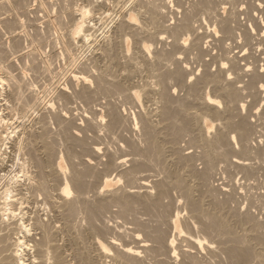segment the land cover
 <instances>
[{"label":"bare ground","instance_id":"obj_1","mask_svg":"<svg viewBox=\"0 0 264 264\" xmlns=\"http://www.w3.org/2000/svg\"><path fill=\"white\" fill-rule=\"evenodd\" d=\"M85 1L92 6L97 0ZM130 1L132 6L125 9L127 3L116 0L118 12L115 24L110 28L108 35L103 34L100 37L96 35L98 29L96 34L94 31L89 32L90 25L85 23L84 16L91 11L88 4L79 8L72 6L74 0L71 7L67 4L70 8H66L69 17L65 15L70 19L71 24H68L71 26L64 27L66 32L62 35L65 39L62 49L69 54L75 46V37L82 47L85 45L82 42L88 40L92 48L91 57L88 56L89 62H79L78 56L70 57V63L67 62L71 65L69 77L80 78L82 86L78 90L73 88V94L62 88L60 93L65 103L58 105L61 107L63 104L62 109L56 107L59 111L54 109L50 117L61 127L65 140L74 137L75 131H72L71 135V128L79 131L89 129L95 139L101 134L107 139V143H103L101 138L103 144L99 147L98 139H93V142L91 137L88 139L91 144L97 141V145L87 146L86 138L82 141L84 138H81L89 133L82 135L80 139L74 137V140L81 144L77 147L88 148L89 151L86 152H91L89 156L92 157L81 156L78 153L80 150H76L75 157H78V160L75 162L71 158L69 172H62L57 160V148H54L53 139H50L51 131L47 117L52 110L48 113L49 108L45 107L47 111L43 108L36 95L34 96L33 89L25 86L22 77L10 76V98L18 100L19 105H29L27 102H31L30 113L35 117L28 126L23 124L21 133L10 140L14 134H10L12 128L8 130L11 122L0 112V180L6 179H3L4 183L0 185V264H264V235L259 231L261 226H264V219L260 217L263 219L260 221V218L255 217L258 213L264 214V210L254 216L250 211V199V204L246 202L245 207L242 205L244 209L241 208L242 194L240 190H235L237 186L233 187V181L232 184L223 181L222 185L218 181L221 177L213 174L216 167L221 168L223 164L225 167L235 166L244 176L252 174L254 169L258 170L253 157L257 155L255 158H258L261 153L256 154L251 140H257L263 134L256 135L257 130V133L251 136L255 129L251 131L250 126L255 124H249L247 120L250 117L247 119L246 116V120L230 113L231 119V115L226 116L225 113L234 108H243L249 95L253 98L264 94V55L261 56L264 53V0H245V6H232L229 10L226 8L225 12L226 0H188L185 5L180 0H175L176 8L170 10V17L166 16L167 1L163 0L159 5L155 0ZM123 4L125 6L122 7ZM101 6L102 4H99V7ZM238 14L244 15V21L238 20ZM133 17L137 18L138 22L131 20ZM60 21L56 20V23ZM66 23L63 24L67 25ZM59 25V30H62L64 25ZM128 35L135 43L133 51L128 48L132 53L125 50ZM203 38H208L203 42H208L209 47L202 44ZM147 41L152 45L154 43L151 51L146 45ZM50 43L48 44L51 45ZM155 44H159V47ZM77 45L79 46L78 42ZM62 53L64 54V50ZM207 55L208 57H205ZM193 56L197 60L196 67L188 64V57L190 59ZM197 69L200 71H196ZM88 77L94 80V88H90L91 84L87 83ZM135 78L140 80V84L138 81V84L134 82ZM205 84H209L210 88L214 87L219 92L218 95L225 97V103H222L225 104L226 112L221 113L226 119L223 121L220 116V122L216 121L218 124H215L216 128H219L215 131V126L213 127L215 132L210 134L211 137H207L210 132L207 136L204 135L205 132H199L200 128H204L201 116L194 114L198 110L192 112L195 106L190 107L192 110L189 111L181 99L183 95H173L174 89L178 87L189 93L187 95L196 98ZM72 86L69 84V87ZM134 87H139L145 97L144 108L133 100ZM241 90L248 94L245 101L244 97L240 99ZM72 98H76L77 101L73 100L81 104V111L77 115L79 114L83 124L77 122V117L71 114L75 109L71 110L68 106L73 102ZM252 98L250 100L253 102L255 98ZM128 100L134 108L132 111ZM198 100L203 104L214 103L212 106H215V103L218 106L217 103L221 101L211 94H207L204 100ZM258 100L260 99L255 101ZM124 102L130 104L129 111L128 106L124 107L127 109L125 113L123 107L121 108L125 105ZM223 104L221 105L224 107ZM76 107H79V104ZM202 109L201 106L200 111ZM69 110L72 115L70 118L65 114ZM203 110L208 113V109ZM237 112L233 113L238 115ZM233 116L240 119L233 121ZM261 124L264 123L261 121ZM224 128L233 129L234 134L229 135L231 130L227 134ZM195 129H198L197 135L193 134ZM183 136H188L190 145L186 146H196L199 149H194V152L193 148L186 151L182 147L184 144L180 145ZM56 145L55 147H58ZM72 150L70 149L66 156ZM262 151L264 154V149ZM195 154L200 167L194 162ZM62 155L60 153L59 157ZM75 157L73 155V158ZM8 161H12L11 165L7 164ZM64 161L67 164V160ZM98 164H101V169ZM226 169L221 173H225ZM113 173V178H120L123 183L119 188L104 192L101 187L113 179L110 176ZM262 173L261 176L264 175ZM226 176L228 178V175ZM244 176L243 179L246 178ZM190 177H194V184L188 181ZM213 180H217L219 184L215 182L214 185ZM247 182L249 183L248 179ZM256 182L255 180L253 184L257 185ZM241 184L238 186H243ZM244 186L243 189L246 188ZM253 187H250L251 190ZM173 189L179 192L178 203L180 199H184L185 208L188 209L181 225L178 220L184 213L180 215L181 207L173 200ZM237 192L240 195H237ZM243 192L245 194V191ZM174 193L176 194V191ZM251 195L249 194V198ZM261 198L263 200V197ZM253 199H256L255 196ZM253 199L251 200L254 201ZM113 210L118 219L122 218V222L113 219L110 215Z\"/></svg>","mask_w":264,"mask_h":264},{"label":"rangeland","instance_id":"obj_2","mask_svg":"<svg viewBox=\"0 0 264 264\" xmlns=\"http://www.w3.org/2000/svg\"><path fill=\"white\" fill-rule=\"evenodd\" d=\"M52 1V2H51ZM57 1V2H56ZM67 1V2H66ZM0 0V38H2V39H0V58H1V60H0V77L3 79V80H0V83H2V84H0V112L2 113V115L3 116H5L6 115V117L9 119V121L11 122V126H10V128L8 129V130H11V128H12V131L10 132V134L12 135V133H14L12 136H11V139L10 140H12L13 138H15V136L17 135V134H20L21 133V129H22V127H23V124H25L26 126H28V124L31 122V119L33 118V117H35V115L31 112L30 113V111H32V109H31V107H30V105H31V102H27L29 105H27V104H18L19 103V101L17 100L16 101V99H13V98H10V96H9V91L11 90V85H10V82H11V80H10V78H12V77H10L11 75H16V77L15 78H21L22 80H23V82L25 83V86H30V88L31 89H33L32 90V92H34V96L36 97V98H38V101L42 104V106H43V108L47 111V109H48V113H49V111L50 110H52V111H50V113H49V116L47 117V120L49 119V127H50V131H51V135H50V139L52 138L56 143L55 144H57L56 146H58V147H55V144H54V141L52 140V143H53V145H54V148H57L58 149V151H57V149H55L56 150V154H57V160H59V163H60V165H61V170H62V172L65 174V172H69L70 171V167H71V161H72V159L75 161H77L78 159H76V158H78V157H75V156H77V154H75L76 152H78V150H80L78 153L81 155V156H85V157H88V158H90V157H92V156H89L90 154H91V152H86V151H89V149L88 148H82V146L79 148V147H77V146H79V145H81L80 143L78 144V142H76L75 140H74V137H76V138H78V139H80V137H82V135H87L88 133V135L87 136H89V135H91V136H89V137H87V136H83L81 139H83L82 141H84L85 140V138L87 139V140H85V141H87L88 143L91 141V142H93V139H95V137H94V135H93V133L89 130V129H87V130H85V131H79V130H74L73 128H71V127H69V128H71V130H69L70 132H71V135H72V131H75V134H77L76 136H75V134H74V132H73V134H74V137H72L73 138V140H72V138H70V139H67V140H65L66 138L65 137H63V136H65L64 135V133H62L63 131H61L62 129H61V127H58V125H56V123H54V121H53V119H52V117H50V116H52V114H53V111H54V109H56V107H57V109L59 108V110L60 109H62V107H63V104H62V106L61 107H58V105L60 106V104L61 103H65L63 100H64V98H62V94L60 93L61 92V89L62 88H65L66 89V91L67 92H69V93H71V94H73V91L75 90V89H77L78 90V88L80 89V87L82 86V81H81V79L80 78H78L77 79V77H69V68H70V57L71 56H78L79 57V62L81 61V62H89V57L88 56H90L91 57V44H90V42L88 41V40H86V42H85V40L82 42V44H85L83 47H82V45H81V42L80 41H78L77 40V37H75V39H74V45L76 46V49H75V46H73L72 47V49H71V52L70 53H72V54H66L65 53V49L63 48L62 49V47H64V33L66 32V29L65 28H68L69 26H71V25H69V24H71V22H70V19L68 18L69 16H68V13H67V10L68 9H66V8H69V6L68 5H70V7H71V2H73V0ZM124 1V3L126 4L127 3V0H123ZM126 1V2H125ZM156 1V3L159 5V4H161L162 3V1L163 0H155ZM164 1H167V6H168V13H167V15L166 16H168V17H170L171 15H172V13H171V11H173L175 8H176V1L175 0H164ZM181 1V3H183L184 5L188 2V0H180ZM56 2V3H55ZM64 2H65V4H64ZM107 2V3H106ZM116 2V0H97V1H95L94 3H92L91 5L92 6H90L88 3H87V1H85V0H74V3H76V4H72V6L73 7H76V8H79V7H81L83 4L85 5H87L88 7H90V9H91V11L93 12V14H92V12L90 11V13L89 14H87V15H85V16H87V17H85L84 16V20L86 21L85 23H87L88 25H90V30H89V32H92V31H94L93 33L94 34H96L98 31V33L96 34V35H99V37L101 36V35H105V34H109L110 33V31H111V29H112V25H114L115 24V19H116V17H117V12H118V5L115 3ZM170 2V3H169ZM237 2V3H236ZM244 4H243V3ZM3 3V4H2ZM57 3L59 4V5H57ZM95 3H97V4H95ZM106 3V4H105ZM113 3V4H112ZM53 4H55V6L53 5ZM68 4V5H67ZM99 4H102V6L101 7H99ZM130 4V5H129ZM226 5H225V7H224V12L225 11H227V10H229V8H232V6H237V7H243V5L245 6V0H226V3H225ZM229 4V5H228ZM239 4H240V6H239ZM64 5V6H63ZM109 5V6H108ZM188 5V4H187ZM186 5V6H187ZM223 5V4H222ZM51 6V7H50ZM123 6H125L124 4L122 5V7ZM132 6V3H131V1L129 0L128 1V3L126 4V6L124 7L125 9H127V8H130ZM169 6H170V8L171 9H169ZM104 7V8H103ZM117 7V8H116ZM127 7V8H126ZM58 8V9H57ZM102 8V9H101ZM226 8H227V10H226ZM70 9V8H69ZM173 9V10H172ZM96 10V11H95ZM101 10V11H100ZM171 10V11H170ZM111 11V13H109ZM170 11V12H169ZM221 11H223V7L221 8ZM63 12V13H62ZM106 12V13H105ZM176 12V11H175ZM56 13H58V14H56ZM62 13V14H61ZM4 14V15H3ZM43 14V15H42ZM60 14V15H59ZM65 14H67V16L65 15ZM178 14V13H177ZM56 15V16H55ZM57 15H59V16H57ZM62 15V16H61ZM99 15V16H98ZM100 15H102V17L100 16ZM108 15V16H107ZM2 16V17H1ZM89 16V17H88ZM91 16V17H90ZM44 17V18H43ZM55 17L57 18V17H59L58 19H55ZM20 18V19H19ZM61 18H63V19H61ZM60 19L62 20V21H60ZM65 19V20H64ZM94 19V20H93ZM113 19V20H112ZM136 20L137 22H138V20H137V18H132L131 20ZM56 20L58 21H60V23H56ZM98 20V21H97ZM110 20V21H109ZM134 20V21H135ZM238 20L239 21H244V15L242 14H238ZM33 21V22H32ZM55 21V22H54ZM90 21V22H89ZM62 22V23H61ZM65 22H67L66 24L68 25H64L63 23H65ZM105 22V23H104ZM69 23V24H68ZM93 25V27H92V25ZM57 24V25H56ZM59 24H62V25H64V26H62L61 27V29L63 30V32H62V30H59V28H60V26L61 25H59ZM102 24V25H101ZM104 24V25H103ZM45 25V26H44ZM99 25V26H98ZM23 26V27H22ZM41 26V27H40ZM51 26V27H50ZM59 26V27H58ZM101 26V27H100ZM204 26H206L205 24H204ZM35 27V28H34ZM53 27V28H52ZM65 27V28H64ZM99 27V28H98ZM48 28V29H47ZM52 28V29H51ZM96 28V29H95ZM111 28V29H110ZM49 29H50V31H49ZM55 29V30H54ZM97 29H98V31H97ZM11 30V31H10ZM53 30V31H52ZM30 31V32H29ZM39 31V32H38ZM65 31V32H64ZM107 31V32H106ZM11 32V33H10ZM43 32V33H42ZM48 32H49V35H48ZM54 34H52V33ZM57 32V33H56ZM45 34H47V35H45ZM51 34V35H50ZM107 34V35H108ZM264 34V33H263ZM38 35H39V37H38ZM43 35H45V37L43 36ZM58 35V36H57ZM63 35V36H62ZM41 36V37H40ZM48 36V37H47ZM51 36V37H50ZM129 37H127V41H126V43H125V50L129 53L132 49H134V46H135V43H134V40H132L133 38L130 36V35H128ZM4 37V38H3ZM37 37H38V39H37ZM44 37V38H43ZM49 37H50V39H49ZM57 37H58V39H57ZM40 38V39H39ZM55 40H54V39ZM37 39V40H36ZM45 39H46V41H45ZM208 38H203L202 39V44H204V42L203 41H205V40H207ZM36 40V41H35ZM41 40V41H40ZM41 43H40V42ZM42 41H44V42H42ZM51 43H50V42ZM53 41V42H52ZM78 42V44H79V46L77 45V42ZM144 42H146L145 40H143ZM55 42V43H54ZM60 42V43H59ZM63 42V43H62ZM132 42V43H131ZM148 43H146V45L149 47V50L151 51L152 50V48L154 47L153 45H154V43H153V45H152V43L150 44V42L149 41H147ZM187 42H188V40H187ZM48 43H50L51 45H49ZM53 43V44H52ZM57 43V44H56ZM3 44V45H2ZM31 44V45H30ZM44 44H46L45 46H44ZM59 44H61V45H59ZM88 44V46H86ZM206 44V46L208 45V47H209V45L210 44H208V42L207 43H205ZM204 44V45H205ZM5 45V46H4ZM55 45V46H54ZM127 45V46H126ZM131 45V46H130ZM42 46V47H41ZM80 46L82 47V48H80ZM86 46V48H84ZM151 46V47H150ZM155 46H157V47H159V44L158 45H156L155 44ZM51 47V48H50ZM61 47V48H60ZM87 47L89 48V49H87ZM40 48V49H39ZM83 48H84V50H83ZM131 49V50H129V49ZM43 51H42V50ZM81 49V50H80ZM25 50V51H24ZM63 50H64V54L62 53L63 52ZM83 50V51H82ZM89 50V51H88ZM42 51V52H41ZM133 51V50H132ZM132 51H131V53H132ZM33 52V53H32ZM77 52V53H76ZM83 52V53H82ZM74 53H75V55H74ZM78 53H79V55H81V56H79L78 55ZM81 53V54H80ZM130 53V54H131ZM28 54V55H27ZM82 54H83V56H82ZM90 54V55H89ZM20 55V56H19ZM27 55V56H26ZM263 55H264V53H262L261 54V56L263 57ZM35 56H36V58H35ZM82 57V58H81ZM85 57H88L87 59L85 58ZM205 57H208V55L207 56H205ZM69 58V59H68ZM191 58H193L194 59V61H192L191 62V60H193V59H191ZM34 59V60H33ZM65 59V60H64ZM30 62H29V61ZM67 60V61H66ZM188 64L191 66V67H196V65H197V60H195V57L193 56V57H190V59H189V57H188ZM196 61V62H195ZM67 62H69V63H67ZM190 62V63H189ZM192 63V64H191ZM35 64V65H34ZM68 64V65H67ZM195 65V66H194ZM65 66V67H64ZM26 67V68H25ZM36 67V68H35ZM68 67V68H67ZM30 68H32L33 69V71L31 72V70L32 69H30ZM34 68H35V71H34ZM39 69V71H37V70ZM66 69V70H65ZM68 69V70H67ZM41 70V71H40ZM47 70V71H46ZM37 71V72H36ZM54 71V72H53ZM65 71V72H64ZM196 71H200V69H197ZM39 72V73H38ZM59 72V73H58ZM13 73V74H12ZM62 73V74H61ZM66 73H67V75L68 76H66ZM36 74H38V76L36 75ZM58 75V76H57ZM60 75V76H59ZM63 75V76H62ZM49 76V77H48ZM57 76V77H56ZM64 76H65V79H64ZM13 77V78H14ZM60 77V78H59ZM68 77H69V82H68ZM0 78V79H1ZM59 78V79H58ZM67 78V79H66ZM73 78V79H72ZM26 79V80H25ZM55 79V80H54ZM71 79H72V81H71ZM5 80V81H4ZM7 80V81H6ZM62 80V81H61ZM1 81H3V82H1ZM58 83H57V82ZM136 81H138L139 82V84H140V80H138V78L136 79L135 78V83H137L138 84V82H136ZM35 82V83H34ZM66 82V83H65ZM225 82V81H224ZM223 82V84H225ZM29 83H32V84H30L29 85ZM87 83H89V84H91V86H90V88H94V87H92V86H95L94 84V80L92 79V78H90V77H88L87 78ZM28 84V85H27ZM56 84V85H55ZM64 84V85H63ZM69 84H70V86L71 85H73L72 87H69ZM93 84V85H92ZM227 84V83H226ZM32 85V86H31ZM54 85V86H53ZM66 85V86H65ZM88 85V84H87ZM209 84H205V85H203V87H202V89H203V91H202V89H201V91H199V94H197L196 96V98H202V100H204V97L207 95V94H211L213 97H215V98H217V99H219V100H221L220 98L222 97L221 95H218V91L217 90H215V88L214 87H212V88H210V85L212 86V84L210 83V85L208 86ZM205 86V87H204ZM56 87H57V89H56ZM60 87V88H59ZM209 87V88H208ZM69 88H71V90L69 89ZM73 88H75L74 90H73ZM136 88H138V89H136ZM134 87V92H135V95H134V98H133V100L135 99L138 103V106H142L143 108H144V106H145V104H143V103H146L145 102V97H144V95H143V93L141 92V90H140V88L139 87ZM178 87H176L174 90V92H173V95L174 96H177L178 97V95H180V97L182 96V100H184V102H185V104H186V106H188L187 107V109L189 110V111H191L192 110V108L195 106V108H193V110H192V112L194 113L195 111H197V112H195L194 114H199V115H197V116H201V122L203 123L202 125H203V127L202 128H204V129H201L200 128V131L199 132H202V133H204L205 132V136H207L208 135V133H209V135L207 136V137H211L212 135H210L211 133L213 134L215 131H217V129L219 128H216V125L215 124H218L216 121H219V120H225L226 119V116H228V115H236V117H240V118H245L246 116V118L248 119L249 117V119L247 120L246 118V120L249 122V124L251 125V124H255V125H251L250 127H251V131L252 130H254V131H252L253 133L251 134V136H254V133L256 134L257 133V130H258V133L256 134V135H260V134H263L264 135V124L262 125L261 124V121H262V123H264L263 122V120H264V99H262L263 98V96H264V94L262 95L261 94V96H259V97H253V98H255L254 100H253V98H252V96L250 97V95L248 96V94H247V92L245 91H243V90H241V94H242V96L240 97V99L241 98H243L244 97V101H245V98H246V101L245 102H247L249 105H250V109H249V105L247 104V103H245L244 102V107L246 108H239V109H235L234 108V110L232 109V111L231 112H229V113H225L226 111L224 110L225 109V104H223L222 102L224 101V103H225V97L223 98L222 97V99L223 100H221L220 101V103H217V105L218 106H216V103H215V106L217 107V109H216V107L215 106H212V105H214V103H202V102H200L201 100H198V99H196L193 95L191 96V95H187V94H189V93H187L186 91H184V89L182 90L181 88L179 89H177ZM49 89V90H48ZM35 90V91H34ZM60 90V91H59ZM76 90V91H77ZM182 90V91H181ZM211 90V91H210ZM49 91V92H48ZM181 91V92H180ZM214 91H216V92H214ZM140 92V93H139ZM179 92V93H178ZM205 94H204V93ZM212 92V93H211ZM213 92L215 93V95L213 94ZM218 92V93H217ZM243 92V93H242ZM57 93H59V94H57ZM184 93V94H183ZM202 93V94H201ZM245 93L247 94V95H245ZM6 94H7V96H6ZM140 94L141 95H143V96H140ZM178 94V95H177ZM182 94V95H181ZM186 94V95H185ZM245 96H244V95ZM62 98V100L61 99H59L60 97ZM202 95V97H200ZM204 95V96H203ZM219 97H217V96ZM58 97V98H56V97ZM117 96V95H116ZM188 96H189V98H188ZM6 97H7V99H6ZM119 98H120V96H118ZM144 97V98H143ZM179 97V98H180ZM193 97H194V99H193ZM142 98V99H141ZM184 98H186V99H184ZM250 98H252V100H253V102H255L254 103V105L256 104V103H258V104H256L255 106L253 105V102L250 100ZM259 98L260 100H258L257 102L255 101V100H257V99ZM6 99V100H5ZM9 99H10V101H9ZM58 99H59V101H58ZM74 98H72V101L73 102H71L70 103V105H68L69 106V108L72 110L73 108H75V109H73V113L71 112V110H69V111H67V112H65V114L66 115H68L67 117H72V115H73V117H77L76 118V121L77 122H81L82 124H83V121L82 120H80L79 119V114L77 115V113H79L80 111H81V104L79 103V102H75V101H77V99L75 98L74 100H73ZM116 99V98H115ZM9 102H8V101ZM61 100V101H60ZM117 100V99H116ZM143 100H144V102H143ZM190 101V102H188V101ZM198 100V101H197ZM3 101H5L4 103H3ZM14 101H16V103H14ZM58 101V102H57ZM118 101V100H117ZM2 102V103H1ZM8 102V103H7ZM75 102V103H74ZM119 102V101H118ZM125 102H127V101H125ZM125 102H124V104H125ZM131 103V101H129L128 100V102L127 103ZM196 103V105H195V103ZM251 102H252V104H251ZM263 104H261V103ZM46 103V104H45ZM142 103V104H141ZM188 103V104H187ZM6 104V105H5ZM8 104V105H7ZM78 106V104H79V107H76V105ZM140 104V105H139ZM192 104V105H191ZM194 104V105H193ZM202 104V105H201ZM212 104V105H211ZM221 104H223L224 105V107L221 105ZM10 105V106H9ZM45 105V106H44ZM126 105V106H125ZM124 106H121V108H122V110L124 109V107L126 108L128 105H130V104H125ZM144 105V106H143ZM198 105H200V106H198ZM207 105V106H206ZM248 106V107H246V106ZM6 106L8 107V108H6ZM29 106V107H28ZM72 106V107H71ZM74 106V107H73ZM131 107H132V103H131V105H130ZM193 106V107H192ZM202 106V108L203 109H205V110H207L208 109V113H204V110L202 109L201 111H200V107ZM204 106V107H203ZM212 106V107H211ZM252 106V107H251ZM254 106V107H253ZM47 109H46V108ZM190 107H192V108H190ZM206 107V108H205ZM208 107H210V108H208ZM222 107H223V109H222ZM263 107V108H262ZM29 108V109H28ZM213 108V109H212ZM254 108V109H253ZM263 110H262V109ZM56 109V110H57ZM79 109V111H77ZM128 111H129V106H128ZM127 109L125 110H123V113H125L126 111H127ZM134 108L132 107L130 110L132 111ZM195 109H197V110H195ZM209 109H211V110H209ZM261 109V110H260ZM56 110H55V112H56ZM59 110H57V111H59ZM215 110H217V112H219V113H216V111ZM240 110L242 111V112H240ZM248 110H249V112H248ZM252 110V111H251ZM64 111V110H63ZM210 111V112H209ZM211 111H213V112H215L216 114H218V116L214 113V115H216V116H214L213 115V112H212V114H211ZM238 111V112H237ZM258 111V112H257ZM260 111V112H259ZM52 112V113H51ZM70 112H71V114H70ZM205 112H207V111H205ZM224 112L225 113V115L226 116H222V113ZM233 112H237L238 113V115L236 114V113H233ZM245 112H247V113H245ZM254 113V115H253V113ZM263 112V113H262ZM68 113V114H67ZM204 114V117L205 116H207V117H203V114ZM231 113V114H230ZM255 113H256V116H255ZM51 114V115H50ZM70 114V115H69ZM75 114V115H74ZM212 115V117L215 119V120H213V118L211 117V115ZM220 114V115H219ZM249 114H250V116H249ZM252 114V115H251ZM259 114V116H257ZM34 115V116H33ZM48 115V114H47ZM210 115V116H209ZM232 115L230 116V118L232 119ZM240 115V116H239ZM220 116L222 117L221 119H220ZM242 116V117H241ZM219 118V119H217L216 120V118ZM234 118H233V121L235 120H237V119H240V118H236L235 116H233ZM254 117V118H253ZM257 117H260V119H263V120H260V119H256ZM204 119H205V121H204ZM212 119V120H211ZM203 120V121H202ZM257 120V121H256ZM213 121V122H212ZM215 121V122H214ZM253 121L254 122H256V123H253ZM220 122V121H219ZM259 122V123H258ZM205 123V124H204ZM261 124V125H260ZM211 127V129H210V127ZM215 126V127H214ZM217 126H219V125H217ZM253 126V127H252ZM216 129L215 131H214V128ZM59 128V129H58ZM207 128V129H206ZM209 128V129H208ZM259 128V129H258ZM260 128H262V130H260ZM57 129V130H56ZM225 129V128H224ZM223 129V130H224ZM59 130L61 131V132H59ZM229 130H231V133H229V135H231V134H234V131H233V129H229ZM228 129H225V131L227 132V134H228V132H230ZM13 131H15V132H13ZM55 131V132H54ZM57 131V132H56ZM198 129L196 130L195 129V132L193 131V134L195 133V135H197L198 134ZM212 131V132H211ZM83 132H85V133H83ZM260 132H263V133H260ZM58 133H61V134H58ZM81 133H83V134H81ZM197 133V134H196ZM55 134V135H54ZM63 134V135H62ZM125 134L126 135H128V133L127 132H125ZM70 135V134H69ZM262 135V136H263ZM56 136V137H55ZM61 136H62V138H61ZM78 136V137H77ZM261 135H260V138L258 137L257 138V140L256 139H253V140H256V141H253V140H251V143H252V147L254 148V150L256 151V154H258V153H261L260 154V156H261V158H260V156H259V154H258V158H255V157H257V155H255L254 157H253V161L255 160V166L257 167H255L254 166V168H256V169H258V170H256L255 171V169H254V172L252 173V174H250V175H248V176H244L243 175V173L241 172V171H238V169L235 167V166H227V167H225L226 165L225 164H223L222 166H220L221 168H219L218 166L216 167V169H218V170H216L215 169V171L213 172V174L215 173V175L217 176V175H219L221 178H220V180H218L222 185H223V183L225 182V183H229V182H231V184H232V181H233V183L234 184H232L233 185V187L234 188H236V186H237V188L235 189L236 191H238V192H240L242 195H240V193H238L237 192V195H240V198H241V204H240V206H241V208H243L244 209V207L246 206V202H247V204L249 203L250 204V202L249 201H251V206H250V211H251V213L252 214H254V216H255V214H257V212H263V210L264 209H262V208H264V193H262V192H264L263 190H264V175H262L261 176V173L262 172H264V170H263V166H264V154H262L263 153V142H264V136L262 137ZM90 137H91V140L90 141H88V139H90ZM184 138L182 139L181 138V141L182 142H180V145L182 146L183 144H184V146H182V147H184L185 148V150L186 151H190L191 150V148H193L192 150H193V152H194V149L197 151L199 148L198 147H196V146H194V147H190V146H186V145H190L189 144V142H188V140H187V138H188V136H183ZM56 140H55V139ZM102 138V141H103V143H107V139L103 136L102 137V134H101V136L99 137V138H96L95 140H97L99 143H97V141H94V143L93 144H91V142L88 144L87 142H85L86 144H87V146L88 145H94V144H98V146L99 147H101L102 146V141L100 140ZM103 138H104V140H106V142L103 140ZM61 139V140H60ZM259 139V140H258ZM263 140V142H261L262 140ZM64 140H65V142H64ZM69 140V141H68ZM261 140V141H260ZM67 142V143H66ZM68 142H70L69 144H68ZM71 142H73L72 144H71ZM187 144H186V143ZM75 143H77V144H75ZM84 143V144H85ZM182 143V144H181ZM254 143V144H253ZM257 145H256V144ZM259 143H263L262 145L260 144L259 145ZM71 144V145H70ZM96 144V145H97ZM62 145V146H61ZM67 145H69L68 147H67ZM75 147V148H72V147ZM256 146H257V148H256ZM66 147V148H65ZM69 147H71V148H69ZM262 147V148H261ZM69 149V150H67L66 151V149ZM256 148V149H255ZM258 148H260V149H258ZM70 149L72 150L69 154H71L72 155V152H73V155H74V157L75 158H73V155L71 156V155H69V154H67V156H66V153L68 152V151H70ZM84 149V150H83ZM88 149V150H87ZM257 149L260 151H257ZM262 149V150H261ZM77 150V151H76ZM61 151V152H60ZM76 151V152H75ZM83 151V152H82ZM58 152V153H57ZM80 152H82V153H80ZM60 153H61V155H62V157H59V155H60ZM84 153H87V154H84ZM90 153V154H89ZM196 154H197V152H195ZM195 154V156H194V162H196L197 163V167H200L201 166V164L199 163V160L197 161L196 159V157H197V155ZM70 156V157H69ZM66 157H68V159L66 158ZM70 158V159H69ZM72 158V159H71ZM105 158V157H104ZM259 158H260V163L258 162V160H259ZM64 160H67V164H66V162L64 161ZM70 160V161H69ZM261 160H263V161H261ZM69 161V162H68ZM75 161V162H76ZM11 163H12V161L10 162V161H8V163L7 164H10L11 165ZM261 164V165H263L262 167L261 166H259V167H261V169L258 167V165L259 164ZM181 164V163H180ZM179 164V165H180ZM70 165V166H69ZM101 165V164H100ZM100 165L98 164V168L99 169H101V167H100ZM225 165V166H224ZM68 166H69V168H68ZM103 167V166H102ZM181 168V166H178V168ZM223 167H225L224 169H226L224 172L225 173H221V172H223V170L224 169H222ZM232 169H231V168ZM65 169V170H64ZM67 169V170H66ZM222 169V170H221ZM235 169H237V170H235ZM259 170H261L260 171V173H259ZM218 171V172H217ZM228 171V172H227ZM231 171H232V173H231ZM234 171V172H233ZM236 171V172H235ZM237 171H238V173H237ZM218 174H217V173ZM228 173V174H227ZM229 173L231 174V175H229ZM255 173V174H254ZM69 174V173H68ZM213 174L211 175V176H213ZM225 174V175H224ZM257 174V175H256ZM262 174H264V173H262ZM66 175H67V173H66ZM226 175H228V178H227V176ZM111 176V178H113V176H114V173L113 174H111L110 175ZM218 176V177H219ZM231 176V177H230ZM242 176V177H241ZM243 176H244V178L245 179H243ZM250 176V177H249ZM255 176H257V178L255 177ZM260 176V177H259ZM229 177H230V180H229ZM263 177V178H262ZM259 178V179H258ZM3 179L6 181V179L5 178H2L1 180H0V185H1V183L3 182L4 183V181H3ZM193 179V180H192ZM226 181H225V180ZM228 179V180H227ZM239 179V180H238ZM247 179H248V181H249V183L247 182ZM251 179H253V180H251ZM262 179V180H261ZM113 180V181H112ZM210 180H211V178H210ZM217 180H213L214 182V185H216V183L218 182ZM255 180L258 182L259 180L261 181L260 183L258 182H256V184L257 185H255V184H253V182L255 183ZM188 181L191 183V184H194L193 183V181L194 182H196L195 181V179H194V177H190V178H188ZM217 181V182H216ZM224 181V182H223ZM228 181V182H227ZM240 181V182H239ZM216 182V183H215ZM244 182H246V183H244ZM251 182V183H250ZM2 183V184H3ZM120 183V184H119ZM122 179L120 180V178H113V179H111L107 184H105V185H102V190H104V192H108V191H111V190H114V189H116L117 187L119 188V186H121L122 185ZM241 183H244V184H241ZM217 184H219V183H217ZM237 184V185H236ZM239 184H241V185H245L246 186V188H244L243 189V186H238ZM248 184H249V186H248ZM260 184V185H259ZM199 186H201V185H199ZM221 186V185H220ZM244 186V187H245ZM248 186V187H247ZM253 186H257L256 188L255 187H253ZM263 186V187H262ZM107 189H106V188ZM241 187V188H240ZM250 187H253L252 188V190H251V188ZM111 188V189H110ZM249 188V190L247 191V189ZM105 189H106V191H105ZM199 189H202V187L200 188L199 187ZM255 189H256V191H255ZM263 189V190H262ZM240 190V191H239ZM256 192L255 194H257V193H259V194H257V197H256V195L254 194V191ZM258 190V191H257ZM176 191V194L174 193ZM243 191H245V194H244V192ZM253 193H252V192ZM260 191V192H259ZM179 192L177 191V190H172V197H173V200L174 201H176V203L178 204H176L177 206H179L180 205V207H181V214L180 215H183V213H184V215L183 216H180L179 217V219L180 220H178V223H179V225H181L182 223H183V221H184V217L186 218V216H187V213H188V209L187 208H185V205H184V199H180V202L178 203V198H180L178 195ZM260 193H262L263 194V196H262V194H261V196H260ZM248 194V195H247ZM249 194L251 195V194H253V196L251 195L250 197L251 198H249ZM178 197H177V196ZM176 196V197H175ZM248 196V197H247ZM254 196H255V198L257 199H259V202H258V199H257V201H256V199L254 200L253 198H254ZM261 197H263V200H262V198ZM244 198L246 199V198H248V199H246V200H244ZM250 199V200H249ZM251 199H253L254 201H252ZM261 199V200H260ZM249 200V201H248ZM245 201V202H244ZM183 202V203H182ZM206 202V201H205ZM262 202V203H261ZM256 203H261V204H256ZM182 204V205H181ZM244 207H243V206ZM252 205H254V206H252ZM260 205H261V208H260ZM257 206V207H256ZM254 207H256V208H254ZM114 208V207H113ZM259 210H258V209ZM115 209V208H114ZM253 209V210H252ZM257 209V210H256ZM187 211V213L185 214V212ZM256 211V212H255ZM254 212V213H253ZM115 212H114V210H113V213H111L110 215H112L113 216V219L115 220V221H120V219H122V218H119L118 219V217H116L117 215H115L114 214ZM115 216H114V215ZM261 214V215H260ZM263 213H258L255 217H258V219L260 218V217H262L263 219H264V214L262 215ZM111 216V217H112ZM183 219H182V218ZM262 218H260L259 220L260 221H263V219ZM181 219H182V221H181ZM123 220H121L120 222H122ZM180 221H181V223H180ZM263 227L264 226H261V228H260V233H262L261 235L263 236L264 235V229H263Z\"/></svg>","mask_w":264,"mask_h":264},{"label":"snow or ice","instance_id":"obj_3","mask_svg":"<svg viewBox=\"0 0 264 264\" xmlns=\"http://www.w3.org/2000/svg\"><path fill=\"white\" fill-rule=\"evenodd\" d=\"M226 67V66H225Z\"/></svg>","mask_w":264,"mask_h":264}]
</instances>
